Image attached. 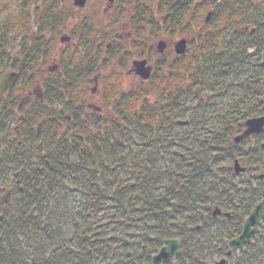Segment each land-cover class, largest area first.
Masks as SVG:
<instances>
[{
    "label": "trees",
    "instance_id": "1",
    "mask_svg": "<svg viewBox=\"0 0 264 264\" xmlns=\"http://www.w3.org/2000/svg\"><path fill=\"white\" fill-rule=\"evenodd\" d=\"M35 1L25 0L27 16ZM257 1L261 5L256 11L253 0L223 2L207 23L205 5L160 0L165 22L153 38L163 31L180 32L189 49L184 56H176L171 45L165 54L154 47L149 50L156 66L152 78L138 90H126L124 75L110 62L102 63V71H110L102 75L95 59L85 63L79 52L69 55L63 50L56 70L33 72L38 59L50 62L53 54L55 41H46L45 36L68 22L52 6L34 11L38 21L34 39L27 27L21 26L19 32L12 25L0 27V37L13 32L14 39L22 40L19 59L10 58L7 44L0 45V65L13 63L19 73L17 84L28 77V83L36 79L43 90V99L35 100L38 107L29 108L25 121L14 115L17 98L0 100V149H5L0 160V196L10 187L11 176L16 179L10 187L12 201L5 207L0 203V264H151L152 254L166 238L181 242L180 254L169 264H209L226 255L225 240L236 238L251 208L264 200L261 188L241 195L230 183L231 176L226 183L205 184L212 176L213 157L218 155L225 162L236 157L248 141L234 144L244 123L264 116V21L260 20L264 0ZM254 21V32L242 38L240 31ZM80 28L90 43L94 42L90 38L105 39L116 30L114 25H101L92 34L93 27L85 19ZM248 48L257 53L249 55ZM134 49L143 55L147 47L139 44ZM97 72L100 96L113 120L104 116L103 108L96 111L85 106L89 78ZM229 78L237 80L239 96H228L233 103L223 110L221 126L213 128L210 139L197 147L183 143L176 129L184 130L186 126L179 124L186 122L184 118L188 126L200 118L190 109L197 89L211 86L213 92ZM153 96L155 101L149 100ZM63 104L64 110L56 111V105ZM39 117L45 120L43 134L32 130ZM10 123L17 125L16 132ZM132 135H137V141ZM170 140L182 144L180 150L196 152L189 163L182 153L171 152L170 160L164 156L175 148L166 143ZM202 144L209 150H201ZM174 202L177 208L169 215ZM216 208L235 210L234 221L216 223L212 213ZM125 239L129 246L124 245ZM231 264H264V233Z\"/></svg>",
    "mask_w": 264,
    "mask_h": 264
},
{
    "label": "rangeland",
    "instance_id": "2",
    "mask_svg": "<svg viewBox=\"0 0 264 264\" xmlns=\"http://www.w3.org/2000/svg\"><path fill=\"white\" fill-rule=\"evenodd\" d=\"M25 1V0H24ZM32 0H30L31 2ZM159 2L160 0H114L112 8H107L105 10L108 0H87V3L85 7L80 10L77 7L74 6L73 0H36L35 4L31 6L29 9H33L29 12V16H27L28 10L25 9L24 5L19 6L18 0H0V27L5 28L7 25H12L17 32L21 30V26L27 27L30 29L28 35H31V39H34L36 37V34L38 33V21L37 18L34 16V11L38 10L41 12L43 8H49L53 7L56 9L57 13L59 15H63L65 18L68 17V22L65 24L59 25L54 32H48V34L45 36L46 41H52L54 40L55 43H51L52 56L49 61H45V58L38 59L35 63L33 68L35 71L33 72H43L48 70L50 67H54L60 64V61L62 60V54L63 50L67 51V54L71 55L72 53L79 52L84 55V61L85 63H88L95 59V62L99 65L98 71L101 70L102 75L110 73L107 71H102V63L110 62V66H112L116 71H119L124 75V87L126 90H138V87L141 83L145 82L142 81L137 75L134 73H130L132 69L133 62H141L147 59L149 62L146 63V67L150 68L153 67V70L156 66L157 59H151V56H153L152 52L149 53L153 47L159 54H161L157 47L160 42H165L168 45H171L173 47V44H175L177 41H179L181 38L184 37L182 33L175 32L174 34H168L166 32H162L164 34H161L157 38L154 37V33L160 29L162 30L163 24L165 22V17L162 18V13L159 8ZM195 4H201L207 6L205 14L216 11L218 6H222L223 2H232V0H214V5H212L211 0H193ZM29 3V1L27 2ZM261 2L257 0H253L252 8L254 11H256V8L259 7ZM31 3L28 4V6ZM46 4V5H45ZM45 6V7H44ZM239 6H244L243 4H240ZM246 6V5H245ZM36 7V9H35ZM62 18V16H61ZM87 21L90 25V27H93L92 34L96 33V30H98V27L102 25V28L105 27H111L114 25V32L109 33L112 35L109 36V34H106V38H90L89 40H93L94 42L90 43V41L87 40V37L83 36L81 34L82 29L80 28L81 21L84 20ZM263 19V20H261ZM261 22L264 21V17H260ZM256 21H254L253 25H249L248 29L244 31H240V34L243 37H248L249 33L252 29H255L254 24ZM101 23V25H100ZM151 24V26H148ZM65 25V26H63ZM254 27V28H253ZM150 28L152 29V32H150ZM1 34V32H0ZM81 34V35H80ZM0 37V45L7 44L8 51L7 53L12 55V59H19L17 56L21 51V38L14 39L15 34L13 32H7L6 36L3 37L1 35ZM70 38L69 43H61L62 38ZM115 37V38H114ZM13 40V41H12ZM10 42H13L10 46ZM86 42V43H85ZM90 43V44H89ZM85 44V45H84ZM109 44H112L110 49L107 48ZM143 44L147 47L146 52L142 55V53L138 52L134 49V45ZM100 48L99 53H96L95 49ZM23 49V48H22ZM110 50V51H109ZM193 53H195V50H192ZM6 53V54H7ZM249 55H255L257 53V50L253 48H248ZM151 55V56H150ZM150 56V57H148ZM175 55L171 56L170 59L173 60ZM19 62V60L17 61ZM59 63V64H58ZM4 66L0 65V79L7 74L9 71H16L14 69V64L4 63ZM36 64V65H35ZM13 67V69L11 68ZM98 73V72H97ZM95 73L91 78H89L90 85H88V93L84 97L85 106L87 108L90 106L94 107H100L102 109V113L104 116L108 117V119L113 120L114 115L109 109H105V105L102 101V98L100 96V89H101V77L99 76V73ZM34 76V74H32ZM30 77H32L30 75ZM242 78V77H241ZM240 78V80H241ZM26 82H19L16 83L14 89L8 93L5 94L4 97H2L3 101L17 98V104L19 108V105H22V110H18L16 108V111H14V115L16 119H22L24 120V117H26L27 111L30 107H38L35 100L41 99L42 97H37L34 94V90L37 89V87H40L42 90V86L40 85V82L36 79L32 80L28 83V77H24ZM237 80L234 78H229L227 81V84L221 83L220 87H218L217 90L211 91V86L205 88H199L196 91V96L193 98V102H190V109L197 114L200 118H194L196 119V122L193 123V125H186L184 130L182 129H176V134L181 138V141L183 140V143L190 144L192 146L197 147L198 143H202V141L205 139L206 141L210 139L211 131L212 129H216L219 123L222 121L223 113L229 105L232 104V100L227 99L228 96L233 98L238 97L239 89L235 88V83ZM239 81V80H238ZM233 85V86H232ZM39 89V88H38ZM208 89V90H207ZM40 90V95H42V92ZM155 97H150L149 100L155 101ZM213 107H210L209 105H213ZM64 105H56L55 109L56 111L64 110ZM209 106V107H208ZM1 107V105H0ZM68 115H65L63 117H66ZM63 117L61 119H63ZM63 122V120H61ZM186 121L187 118H184ZM182 120V119H181ZM45 121L43 117L37 118V121H35V125L32 127V130L34 132L37 131L39 128V125L41 122ZM184 121V120H183ZM209 123V126L207 125ZM10 128L13 129L17 125L14 123L9 124ZM212 126V127H210ZM45 127V124L41 127V134L42 128ZM14 130V129H13ZM14 132H16L14 130ZM61 133L63 131L61 130ZM238 136V135H237ZM237 136L235 138H237ZM239 137V136H238ZM132 140L135 142L137 141V135L131 136ZM234 138V144L235 142ZM171 139V138H170ZM0 140H1V134H0ZM168 145L175 146V148L171 151H168L167 153H164V156L170 160L169 157H171L173 154L171 152H178L182 153V158L185 162L191 161V156L194 155L196 152L192 151L189 148V152L185 150H180V146L182 144H178V142H173V140L166 142ZM262 139L258 137H252L249 138L248 141L240 146L239 148H242V150H239L237 153L238 155H242L244 151H248L251 159L247 160L246 167L248 168V171H251L249 174L244 173L245 168L243 169L240 164L238 166L240 172L238 174L239 177H236L234 179H231V182L236 189L239 192H242L241 195H243L245 192L259 189L261 188L264 190V180L261 178L262 175H264V150L262 149ZM204 144V142H203ZM200 147L201 150H209L203 147ZM2 150L0 149V156ZM184 155V157H183ZM214 155V154H213ZM161 154L157 155L156 158L159 161ZM236 156V157H237ZM215 157V156H214ZM212 159V176L205 182V184L210 187L211 184L216 183L215 185H218V182L226 183L230 179V175L225 172L227 171V167H232L233 170H235V164L234 166H230L228 162H225L224 159H221L218 157V155ZM218 157V158H217ZM4 158V155L3 157ZM169 160H167L166 164H170ZM161 162L163 160L160 159ZM164 164V165H166ZM233 165V162H232ZM166 168L168 166H165ZM162 173H163V166H162ZM11 180L9 183H7V186L10 185L14 186L16 179L13 178V175L11 176ZM198 178V177H197ZM197 184H199L198 180ZM202 183V182H201ZM200 183V184H201ZM202 186V184L200 185ZM9 189V188H8ZM5 193L1 192V196H3ZM259 201L255 203L258 204ZM77 207L80 206L79 202L75 204ZM255 205L251 208V211L254 210ZM212 209L214 205H211ZM5 207V206H4ZM171 206L168 208V210H171ZM223 210V209H222ZM213 213V211H212ZM211 214V213H210ZM219 217V216H218ZM217 217V218H218ZM220 217L217 219L219 220ZM216 220V221H217ZM264 233V223L261 227L260 234ZM259 234V235H260ZM228 242L226 243L227 246ZM228 249V247H226ZM156 253V252H155ZM239 253V252H238ZM236 254L233 255L231 258L228 259V264H231L232 261L235 260ZM225 258V255H222L220 257H217L215 261H220L221 259ZM209 263L214 264L215 263ZM106 262V261H105Z\"/></svg>",
    "mask_w": 264,
    "mask_h": 264
},
{
    "label": "water",
    "instance_id": "3",
    "mask_svg": "<svg viewBox=\"0 0 264 264\" xmlns=\"http://www.w3.org/2000/svg\"><path fill=\"white\" fill-rule=\"evenodd\" d=\"M114 0H109L110 6L113 4ZM74 5L83 8L86 5V0H74ZM210 15L207 16V22L209 21ZM62 42H68L69 38H62ZM167 44L165 42H160L157 49L160 53H164L166 50ZM187 50V42L185 39L178 41L175 44V52L177 55H183ZM147 61L135 62L134 63V72L136 75L141 77L143 80H149L152 74V67H146ZM18 78V74L15 72L8 73L4 75L0 82V97L4 94L5 91L11 90ZM245 131L239 137L235 138V142L239 143L243 138L260 134L264 130V116L249 119L245 122ZM239 164L236 163L235 169L237 174L240 172L238 168ZM10 195V194H9ZM9 195L6 199H3L4 202H9ZM215 211V215L217 214ZM264 219V201L260 203L254 212L249 218L246 219L244 223V228L242 235L236 239L233 244L237 249H241L244 245L249 244L259 231V226L261 220ZM180 249V243L177 240L166 241L165 246L159 251V253L153 257V264H165L170 262L172 258L178 255Z\"/></svg>",
    "mask_w": 264,
    "mask_h": 264
},
{
    "label": "flooded vegetation",
    "instance_id": "4",
    "mask_svg": "<svg viewBox=\"0 0 264 264\" xmlns=\"http://www.w3.org/2000/svg\"><path fill=\"white\" fill-rule=\"evenodd\" d=\"M74 1V0H73ZM213 1L214 0H211V3H213ZM75 6V5H74ZM76 7V6H75ZM80 10H82V9H80ZM243 31H244V29H243ZM111 45L112 44H109L108 46H107V48L108 49H110V47H111ZM174 45V44H173ZM134 71V69L132 70L131 69V71H130V73H134L133 72ZM245 128V127H244ZM243 131H244V129L238 134V135H241L242 133H243ZM258 137V138H260V139H262V141L264 142V131L262 132V133H260V134H256V135H254V136H252V137ZM252 137H247L248 139L249 138H252ZM247 138H244V139H242L241 140V142H240V144L244 141V140H246ZM239 144V145H240ZM262 149L264 150V143H262ZM242 155H238L237 157H230V161L228 162L229 164H230V166H234V163L236 162V161H238L239 162V164H240V166L244 169L245 168V172L244 173H247L248 172V174L251 172V171H248V168L245 166L246 165V162H247V160L249 159H251V157H250V155L249 154H245L244 152L243 153H241ZM232 162H233V165H232ZM225 172H227L228 174H230V176L231 177H233V178H236V177H239V175L240 174H236V172H235V170H233V168L232 167H230V168H228L227 167V171H225ZM261 178L264 180V175H262L261 176ZM264 200H262V201H260L259 203H261V202H263ZM175 210H176V208L174 209V210H172V211H170V210H168L167 211V213L169 214V215H172V214H174L175 213ZM235 210H233V209H229V210H226V211H224V210H222L221 211V214H220V219L219 220H221V223H223V221L222 220H226L227 222H230V223H232L233 221H234V218H235ZM251 215V214H250ZM250 215H248L246 218H245V220L250 216ZM218 217V218H219ZM217 217L216 218H214L213 217V219H214V221L216 222V223H219V220H217L218 219ZM217 220V221H216ZM245 220H243V223H242V228H240V231L241 232H238L237 234V236H236V238H238L240 235H241V233H242V230H243V224H244V222H245ZM263 223H264V220H262V223H261V225L259 226V234H260V231H261V227H262V225H263ZM234 240V239H233ZM233 240L232 241H227V240H225V243H227L228 242V244H227V246L226 247H228V249H227V251L229 250H232V248L234 247L233 246V244H232V242H233ZM253 242H254V240H253ZM164 243V242H163ZM245 249V247L243 248V250ZM226 256L227 257H230V256H228V252L226 253Z\"/></svg>",
    "mask_w": 264,
    "mask_h": 264
},
{
    "label": "bare ground",
    "instance_id": "5",
    "mask_svg": "<svg viewBox=\"0 0 264 264\" xmlns=\"http://www.w3.org/2000/svg\"><path fill=\"white\" fill-rule=\"evenodd\" d=\"M179 124H180V125H185V126H186V123L183 122V121H180ZM0 199H1V196H0ZM172 206H174V208H177V204H176V202L172 203ZM171 240H175V238H166V239H164V242H166V241H171ZM156 255H157V253L154 252V253L152 254V259H153V257H155ZM129 259H130V258H129Z\"/></svg>",
    "mask_w": 264,
    "mask_h": 264
}]
</instances>
